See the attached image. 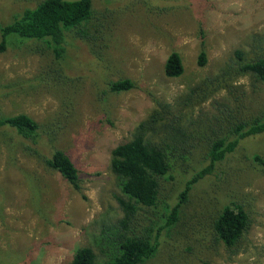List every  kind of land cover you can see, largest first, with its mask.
Masks as SVG:
<instances>
[{
    "label": "rangeland",
    "instance_id": "rangeland-1",
    "mask_svg": "<svg viewBox=\"0 0 264 264\" xmlns=\"http://www.w3.org/2000/svg\"><path fill=\"white\" fill-rule=\"evenodd\" d=\"M41 1L0 0V29ZM93 10L90 35L99 38V53L88 41L68 35L69 56L61 63L69 84L63 80L58 87L59 63L45 42L11 34L0 53V115L27 114L35 120L45 135L35 150L45 158L52 150L66 152L78 168L85 196L29 152L14 132L0 131V264H70L81 247H91L99 264L106 261L102 253L116 244L113 234L123 217L117 202L122 193L110 169L112 151L133 138L159 103L169 111L168 124L182 119L175 133L182 131L178 136L193 142L178 170L192 173L207 162L213 137L233 138V127L226 123L264 116V83L254 85L250 77L236 84L243 105L225 90L201 102V90L215 86L213 78L236 68L237 50L248 57L264 54V0H93ZM203 48L208 63L201 68ZM174 51L184 65L179 78L165 74ZM121 79L135 87L105 92ZM193 91L200 98L189 101ZM68 92L74 115L66 117L62 106ZM257 155L264 158V133L242 141L214 175L195 186L178 224L161 233L158 253L146 264H264V171ZM173 175L174 180L164 181L160 207L141 212L140 230L146 217L166 221L163 214L182 189V177ZM231 203L243 205L250 227L228 247L214 227Z\"/></svg>",
    "mask_w": 264,
    "mask_h": 264
},
{
    "label": "trees",
    "instance_id": "trees-1",
    "mask_svg": "<svg viewBox=\"0 0 264 264\" xmlns=\"http://www.w3.org/2000/svg\"><path fill=\"white\" fill-rule=\"evenodd\" d=\"M94 15L93 0H43L37 6L24 10L12 23L0 29L3 34L0 53L6 51L7 39L11 34L37 42H45L50 52L48 54H52L54 61L59 63L56 69L58 87L63 80L69 84L67 77L64 76L65 72L61 63L65 56L66 58L69 56L68 35L72 32L76 39L88 41L92 44V52L99 53L96 48L99 38L94 34L92 37L90 35L92 27L90 23ZM104 47L107 48V44ZM236 55L239 58L236 68H226L213 78L215 86L210 87L207 84V87L201 90V102L214 93L225 90L228 95L235 97L239 105H243V93L236 85L238 80L242 77H250L254 85L264 83V54L261 52L248 57L241 50H237ZM198 63L201 68L208 63L207 52L204 48L200 53ZM165 74L169 78H179L184 74L183 60L179 53L174 51L169 55L165 64ZM134 87L135 83L130 79H121L109 83L105 92L120 94ZM70 88L75 93L73 88ZM68 94L62 106L66 117L74 115V97L70 92ZM196 97L200 98L193 91L188 100ZM185 101L186 99L183 100V104L189 105ZM168 113L166 107L159 103L158 109L156 108L146 121L139 124L133 138L118 145L112 151L110 169L122 193L117 197V202L123 211V217L117 221L116 233L113 234L116 236V244L107 245L109 251L102 253L106 260L103 264H146L155 258L160 247L161 233L164 230H172L178 224L195 186L205 178L214 175L218 165L233 154L242 141L264 133V116L238 124H232L231 120L229 123L227 119L226 125L233 127V138L213 137L208 146L207 162L201 165V168L194 170L193 173L192 171H178L181 163L185 161L184 151L192 146L193 142L188 139L187 135L180 138L178 133L182 131L175 133L182 119L177 121V125L168 124ZM225 120L226 118L220 120L221 124H224ZM161 129L164 133L158 134ZM0 131L14 132L16 138H21L27 143L29 152L41 157V161H44L49 169L58 172L85 198L78 168L66 152L60 149L52 150L51 155L45 158L39 150H35L39 145L42 147L41 140H45L41 126L35 120L27 114L0 115ZM160 135L163 137L157 141L155 138ZM255 162L264 171V158L257 155ZM173 174L182 177L179 181V187L182 189L178 193L177 202L169 207L168 214L166 215V212L163 214L166 221L159 224L156 219L146 217L144 218L145 224L140 230L138 221L141 212L154 211L160 207L164 181L174 180ZM158 226V232L154 235ZM249 227V215L243 205L231 203L223 208L214 228L218 239L228 247H233L241 240ZM70 264H99V262L91 247H81L76 251Z\"/></svg>",
    "mask_w": 264,
    "mask_h": 264
}]
</instances>
